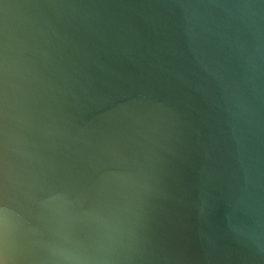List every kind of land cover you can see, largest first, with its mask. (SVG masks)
I'll return each instance as SVG.
<instances>
[{
  "label": "water",
  "instance_id": "water-1",
  "mask_svg": "<svg viewBox=\"0 0 264 264\" xmlns=\"http://www.w3.org/2000/svg\"><path fill=\"white\" fill-rule=\"evenodd\" d=\"M0 261L264 264V0H0Z\"/></svg>",
  "mask_w": 264,
  "mask_h": 264
},
{
  "label": "clouds",
  "instance_id": "clouds-1",
  "mask_svg": "<svg viewBox=\"0 0 264 264\" xmlns=\"http://www.w3.org/2000/svg\"><path fill=\"white\" fill-rule=\"evenodd\" d=\"M3 238L5 245L7 244V223L6 221L3 223ZM0 264H3V261H0Z\"/></svg>",
  "mask_w": 264,
  "mask_h": 264
}]
</instances>
